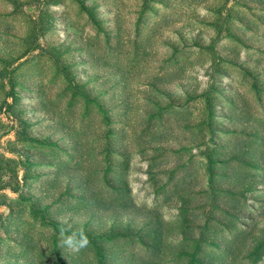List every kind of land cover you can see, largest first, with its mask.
Returning a JSON list of instances; mask_svg holds the SVG:
<instances>
[{
	"label": "rangeland",
	"instance_id": "obj_1",
	"mask_svg": "<svg viewBox=\"0 0 264 264\" xmlns=\"http://www.w3.org/2000/svg\"><path fill=\"white\" fill-rule=\"evenodd\" d=\"M0 264H264V0H0Z\"/></svg>",
	"mask_w": 264,
	"mask_h": 264
},
{
	"label": "clouds",
	"instance_id": "obj_2",
	"mask_svg": "<svg viewBox=\"0 0 264 264\" xmlns=\"http://www.w3.org/2000/svg\"><path fill=\"white\" fill-rule=\"evenodd\" d=\"M59 235L61 247L66 248L73 253H78L90 243L83 228H73L71 224L61 228Z\"/></svg>",
	"mask_w": 264,
	"mask_h": 264
}]
</instances>
